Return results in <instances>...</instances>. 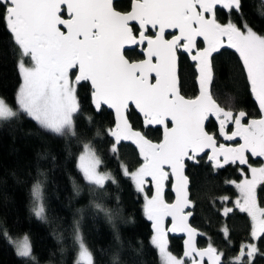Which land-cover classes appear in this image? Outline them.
<instances>
[{"label": "snow or ice", "instance_id": "obj_1", "mask_svg": "<svg viewBox=\"0 0 264 264\" xmlns=\"http://www.w3.org/2000/svg\"><path fill=\"white\" fill-rule=\"evenodd\" d=\"M218 10L225 11L226 22L219 20ZM0 26L15 48L21 77L16 93L19 112L57 136H74L75 117L81 113L79 87L88 89L95 111L105 106L114 111L115 127L107 130L112 137L109 151L118 155L125 141L138 151L140 166L134 171L121 168L143 194L144 212L152 222L150 242L160 264H224V253L211 243L197 247L199 233L188 223L192 213L185 211L194 206L185 168L205 158L216 170L236 166L240 178L229 183L238 197L222 214L227 217L238 210L252 223L253 242L241 244L227 264L264 259L258 246L264 239V35L245 19L242 0H129L126 7L120 0H0ZM137 49L140 58H131L127 50ZM229 49L238 55L258 107L256 117L234 111L231 97L229 106H222L211 91L214 55ZM181 53L195 62V97L181 94ZM17 115L0 98V120ZM212 120L216 132L207 130L206 122ZM157 126L162 136L154 141L146 130ZM220 138L231 143H220ZM252 158H260L259 166H253ZM101 164L96 150L85 144L78 164L85 180L100 188L109 180L116 183L111 173L99 170ZM168 188L175 193L171 203L165 198ZM32 197L33 212L43 219L39 180ZM229 199L224 196L221 203ZM169 232L187 236L181 257L169 250ZM222 232L227 241L226 225ZM0 236L14 245L20 258L35 259L27 235L14 240L3 231ZM75 239L76 264H94L78 225Z\"/></svg>", "mask_w": 264, "mask_h": 264}, {"label": "trees", "instance_id": "obj_2", "mask_svg": "<svg viewBox=\"0 0 264 264\" xmlns=\"http://www.w3.org/2000/svg\"><path fill=\"white\" fill-rule=\"evenodd\" d=\"M242 9L253 29L264 35V1L242 0ZM218 16L221 22H226V13ZM14 50L10 35L0 26V98L16 109L21 77ZM213 67L214 98L228 107L226 101L231 97L234 111L244 110L250 116H258L234 50L215 54ZM77 91L81 113L75 117L74 136H57L25 114L0 120V233L7 231L14 240L27 235L35 258H20L14 245L0 236V264H76L77 225L93 254L94 264H160L157 250L150 242L152 222L146 218L143 198L121 168V165L130 171L138 168L141 163L138 151L129 142H123L118 155L112 154L109 151L112 137L107 130L114 127L113 114L106 109L95 111L85 87ZM146 131L154 141L162 136L159 129ZM85 144L96 150L102 160L101 171L111 173L116 183L109 181L100 188L85 180L78 168ZM257 161L259 158L252 159L253 166H259ZM187 176L194 205L191 224L200 232L198 246L206 248L211 243L224 253L227 264L241 244L253 242L252 223L246 213L236 210L227 217L222 214L227 205L220 199L229 197L231 207L238 197L229 181H238L239 171L234 165L216 170L201 159L199 164H187ZM38 180L43 184V219L33 212L32 187ZM166 199L172 200L170 193ZM225 225L229 230L227 241L222 232ZM168 239L170 251L181 257L183 240ZM258 246L264 251V239ZM255 264H264V259L257 257Z\"/></svg>", "mask_w": 264, "mask_h": 264}, {"label": "flooded vegetation", "instance_id": "obj_3", "mask_svg": "<svg viewBox=\"0 0 264 264\" xmlns=\"http://www.w3.org/2000/svg\"><path fill=\"white\" fill-rule=\"evenodd\" d=\"M120 3L122 5H124V4L128 5L129 0H120ZM220 13L225 14V11L224 10H218V14H220ZM218 18H219V16H218ZM128 52H129V56L131 58H133V59L140 58L138 49L135 52H132V51H128ZM194 65H195V62L191 61V59L187 55H185L183 53H181L179 55V77H180V84H181V94L184 95L185 97H188V98L195 97L196 95H198L197 69L195 68ZM214 81H215V71H214L213 84L211 87L212 93H213ZM255 106L257 109L256 102H255ZM103 109H105V108H103ZM257 112H258V109H257ZM209 129L211 132L217 131V124H216V122H214V120L208 122L207 130L209 131ZM219 142L224 143V144H229V143L225 142L224 140H222V138H220ZM206 161H207V159H206ZM169 193L172 196L170 188L166 189L165 198H166V195ZM169 202L170 203L173 202V196H172V200Z\"/></svg>", "mask_w": 264, "mask_h": 264}, {"label": "water", "instance_id": "obj_4", "mask_svg": "<svg viewBox=\"0 0 264 264\" xmlns=\"http://www.w3.org/2000/svg\"><path fill=\"white\" fill-rule=\"evenodd\" d=\"M169 31H171V30H169ZM127 51H130V50H127ZM178 74H179V61H178ZM257 105V104H256ZM105 109L106 110H108L109 112H111L112 114H113V117H114V127H115V115H114V111L113 110H110V109H107L106 108V106H105ZM257 109H258V107H257ZM207 125H208V122H206V127H207ZM113 127V128H114ZM154 129H159L160 131H161V133H162V130L157 126V127H153ZM223 140V139H222ZM126 142V141H125ZM225 142H227V143H231V142H228V141H225ZM123 143V142H122ZM252 159H258V158H252ZM260 159V158H259ZM207 162L208 163H211L210 161H208L207 160ZM188 163H192V162H188ZM187 163V164H188ZM212 164V163H211ZM185 174L187 175V167L185 168ZM190 187H191V185L189 184V193H190ZM171 193H172V196H173V202L175 201V193L174 192H172L171 191ZM189 198L191 199V194L189 195ZM185 211L187 212V211H190L192 214H191V216H189V218H188V223L192 226V224H191V222H192V219H193V212H192V207L190 208V209H185ZM169 220H170V218H169ZM167 223V222H166ZM193 227V226H192ZM194 228V227H193ZM195 229V228H194ZM197 230V229H196ZM197 232L199 233L197 236H196V244H197V247L198 248H200L199 246H198V242H199V236H200V232L197 230ZM168 237H170V238H177V239H181V240H183V250H184V241L187 239V236H186V234L185 233H171V232H169V234H168ZM200 249H204V248H200Z\"/></svg>", "mask_w": 264, "mask_h": 264}, {"label": "rangeland", "instance_id": "obj_5", "mask_svg": "<svg viewBox=\"0 0 264 264\" xmlns=\"http://www.w3.org/2000/svg\"><path fill=\"white\" fill-rule=\"evenodd\" d=\"M264 1V0H263ZM14 110H17L18 111V114H24V113H22V112H19V110H18V108H13ZM30 118V117H29ZM91 145V144H90ZM84 152V149H83V151L81 152V154ZM80 154V155H81ZM98 155V154H97ZM78 164H79V158H78ZM100 167H101V165H100ZM79 168V167H78ZM129 169V168H128ZM80 170V169H79ZM100 171H101V169H99ZM130 171V170H129ZM81 172V171H80ZM102 172V171H101ZM82 173V172H81ZM83 175V174H82ZM129 178V177H128ZM130 179V178H129ZM110 181V180H109ZM109 181H106V183H105V185L109 182ZM132 181V180H131ZM133 182V181H132ZM133 184H134V182H133ZM232 185V184H231ZM135 186V185H134ZM233 186V185H232ZM147 187L148 186H146V189H147ZM234 187V186H233ZM141 196H142V198H143V201H144V197H143V194L142 193H139ZM220 201H221V199H220ZM228 203H229V201L228 202H226V205H227V207H230V206H228ZM144 205H145V201H144ZM233 206V205H232ZM231 206V207H232ZM79 231H80V229H79ZM80 234H81V232H80ZM82 235V234H81ZM23 238V237H22ZM22 238H19V239H22ZM79 250V249H78ZM170 250V249H169Z\"/></svg>", "mask_w": 264, "mask_h": 264}]
</instances>
